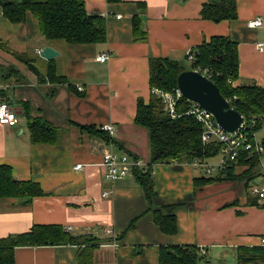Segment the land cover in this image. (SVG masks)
Returning <instances> with one entry per match:
<instances>
[{"label":"crops","instance_id":"1","mask_svg":"<svg viewBox=\"0 0 264 264\" xmlns=\"http://www.w3.org/2000/svg\"><path fill=\"white\" fill-rule=\"evenodd\" d=\"M209 1L84 0L89 14L105 18L107 38L98 44L47 41L36 20L11 22L0 9V100L19 118L14 126L0 124V164L10 166L13 178L35 181L43 191L27 202L0 198V237L52 224L98 243L93 264H160L161 252L177 245L205 249L198 264H264L262 255L239 251L264 247V206L250 193L260 179L246 171L245 163L235 164L234 179L206 182L200 179L216 173L207 175L186 161L154 163L149 168L155 192L150 201L134 174L114 181L102 178L107 150L148 166V131L134 118L138 101L147 103L151 94L150 58L183 63L187 49L215 35L227 36L238 50L239 76L233 85L264 87V49L256 47L264 41V28L247 26L256 16L264 18V0H234L237 17L219 22L200 15ZM134 15L146 33L143 40L134 38ZM44 46L59 54L42 58L37 51ZM101 52L109 53L107 61L95 60ZM50 65L63 82L47 78ZM29 117L56 127L57 141L34 144ZM105 124L114 127L111 138L101 129ZM207 144L218 152L205 160L217 162L220 143L210 139ZM76 164L81 168L74 169ZM154 211L175 215V233L159 228ZM85 246H17L14 264H79L77 255ZM240 257L256 259L241 262Z\"/></svg>","mask_w":264,"mask_h":264},{"label":"trees","instance_id":"2","mask_svg":"<svg viewBox=\"0 0 264 264\" xmlns=\"http://www.w3.org/2000/svg\"><path fill=\"white\" fill-rule=\"evenodd\" d=\"M0 9L3 16L11 22H24L29 17L36 20L39 33L47 41L98 44L105 42L107 38L105 18L98 14H89L85 9L84 0H0ZM200 15L203 19L214 22L233 20L237 17L235 1L212 0L204 3ZM132 26L134 38L145 39L146 33L140 28L137 15L132 17ZM193 50V65L208 69L209 78L217 85L223 97L245 118L249 132L260 129L264 124V87L255 84L233 85L239 76L237 43L227 36L215 35ZM185 69L184 63L167 57L149 59L151 94L147 103L138 101L134 122L148 131L150 156L147 167L133 170L148 201L155 195L149 175L151 165L170 161L190 162L194 158L205 159L218 152L217 146L202 142L203 128L193 115L185 114L187 102L184 99H180L177 104V116L171 117L164 111L160 97L153 91H171L176 88V77ZM46 76L52 82L65 80L56 74L55 67L51 65L46 69ZM27 124L30 139L34 144H52L57 141L59 132L53 125L31 117L27 119ZM236 163H245L248 168L246 171L250 175H258L257 158L242 152L236 160L227 164L224 170L212 176L202 177L200 182L236 178ZM42 193L37 182L17 180L13 178L9 165L0 164V198L13 197L27 202ZM153 220L164 233H175L176 219L173 213L162 214L154 211ZM69 243L85 244L77 255L78 262L93 264L92 251L98 243L93 242L90 237L72 236L61 226L52 224H35L28 231L0 237V264H14V249L17 246ZM239 251L253 252L264 257V247H240ZM202 259L203 254L200 253L199 247L177 245L163 250L159 262L198 264ZM255 259L240 257L241 262H252Z\"/></svg>","mask_w":264,"mask_h":264},{"label":"built area","instance_id":"3","mask_svg":"<svg viewBox=\"0 0 264 264\" xmlns=\"http://www.w3.org/2000/svg\"><path fill=\"white\" fill-rule=\"evenodd\" d=\"M118 17L120 15H117ZM247 26L250 28H264V18L256 16L247 21ZM258 49H264V41L256 43ZM38 53L40 51H37ZM109 59V53L101 52L95 56L96 61L104 62ZM186 69H192L200 72L209 78L208 69L196 67L195 55L193 49H187L185 55ZM210 79V78H209ZM81 89V88H80ZM155 94L160 97L164 111L171 117L178 114L177 104L180 99L187 102L185 114H191L201 124L203 130L201 140L207 144L210 139H214L220 143V159L217 162H210L201 158H194L190 163L193 166L200 167L205 174L218 173L225 169L227 164L236 160L240 153L245 152L248 156L257 158L258 177L260 182L250 187V193L255 198L258 204L264 206V163L261 161V154L264 150L262 143L255 138V132H249L247 122L243 117L240 127L234 133L224 131L216 122L214 116L205 111L194 101L185 99L177 88L171 91L154 89ZM0 124L14 126L19 122L17 113L5 101L0 100ZM108 137L114 134V127L111 124L101 126ZM102 178L104 181H114L133 174L134 169L144 168L143 161L130 157L127 154H117L111 150H107L102 155ZM82 165H74V169H80ZM107 191H103L102 195L106 196ZM260 244L264 246V236L260 238ZM200 253L204 254L205 249H200Z\"/></svg>","mask_w":264,"mask_h":264},{"label":"water","instance_id":"4","mask_svg":"<svg viewBox=\"0 0 264 264\" xmlns=\"http://www.w3.org/2000/svg\"><path fill=\"white\" fill-rule=\"evenodd\" d=\"M39 54L42 58L51 60L59 52L50 46H44ZM176 88L185 99L196 102L202 109L211 113L224 131L234 133L240 127L242 115L231 107L217 85L205 75L185 69L176 77Z\"/></svg>","mask_w":264,"mask_h":264},{"label":"rangeland","instance_id":"5","mask_svg":"<svg viewBox=\"0 0 264 264\" xmlns=\"http://www.w3.org/2000/svg\"><path fill=\"white\" fill-rule=\"evenodd\" d=\"M184 64H186V61H183ZM255 138L258 142H263L264 141V124L261 126L260 129H258L256 132H255ZM215 159V158H214ZM213 159V161H214ZM261 161L264 163V150L261 154ZM257 179L259 180V178L257 177ZM255 183L253 181V184H256L257 183V180L255 179Z\"/></svg>","mask_w":264,"mask_h":264},{"label":"snow or ice","instance_id":"6","mask_svg":"<svg viewBox=\"0 0 264 264\" xmlns=\"http://www.w3.org/2000/svg\"><path fill=\"white\" fill-rule=\"evenodd\" d=\"M0 111H2V110H0Z\"/></svg>","mask_w":264,"mask_h":264}]
</instances>
